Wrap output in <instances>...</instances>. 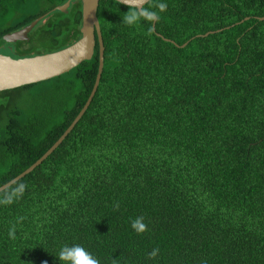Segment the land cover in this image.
<instances>
[{
	"label": "trees",
	"instance_id": "obj_1",
	"mask_svg": "<svg viewBox=\"0 0 264 264\" xmlns=\"http://www.w3.org/2000/svg\"><path fill=\"white\" fill-rule=\"evenodd\" d=\"M66 1L0 0V53L75 42L81 1L55 8ZM142 8L158 13L154 27L128 25L137 8L99 0L97 89L62 142L0 191V201L12 198L0 202V264H65L59 251L74 244L101 264H264V0ZM41 15L28 40L4 41ZM97 67L96 42L68 72L0 91V186L69 126ZM138 216L141 234L131 227Z\"/></svg>",
	"mask_w": 264,
	"mask_h": 264
},
{
	"label": "water",
	"instance_id": "obj_2",
	"mask_svg": "<svg viewBox=\"0 0 264 264\" xmlns=\"http://www.w3.org/2000/svg\"><path fill=\"white\" fill-rule=\"evenodd\" d=\"M80 1L82 16L81 36L69 46H66L54 52L21 58H13L9 55L0 53V91H2L17 88L23 85H28L31 83H36L39 81L48 80L65 72H68L83 60L90 59L93 55L96 42L98 44L97 73L91 92L83 107L80 109L69 126L59 136V138L35 162H33L30 166H28L25 170L12 178L10 181L1 185L0 191L32 171L62 142V140L75 126L77 121L81 118L86 108L88 107L93 95L95 94L101 77L104 60L103 40L101 36L99 21L96 15L99 0ZM115 1L126 6L141 9L142 6L149 0H127L126 3L122 2V0ZM69 3L70 0H67L64 4L58 5L55 8L65 12L67 7L69 6ZM43 16L44 15H41L35 18L29 24L16 31L7 33L6 35H4V41L7 43H14L17 41L28 40V33L36 26V24L40 20H42ZM263 18L264 17H262L261 19ZM154 25L155 20L152 22L153 27ZM185 44L186 42L181 46H184Z\"/></svg>",
	"mask_w": 264,
	"mask_h": 264
},
{
	"label": "clouds",
	"instance_id": "obj_3",
	"mask_svg": "<svg viewBox=\"0 0 264 264\" xmlns=\"http://www.w3.org/2000/svg\"><path fill=\"white\" fill-rule=\"evenodd\" d=\"M122 2H127V0H122ZM160 11H165L167 5L164 3H160L158 5ZM146 19L148 21H154L158 19V13L149 9H134L129 11L124 17L123 20L128 25H133L137 23L140 19ZM26 185L21 184L16 190V194L23 193ZM3 203H11L12 198L8 197L3 201ZM131 227L138 233L141 234L148 230L147 224L144 222L143 216H138L131 221ZM9 237L15 238V225L9 229ZM159 249H153L149 254V258H155L158 255ZM59 261L65 262V264H101L100 260L94 256L91 252H89L82 245L74 244L71 246L65 245L61 248L58 254ZM46 264V262H45ZM115 264V262H114Z\"/></svg>",
	"mask_w": 264,
	"mask_h": 264
}]
</instances>
